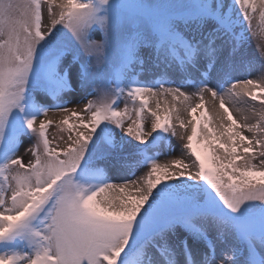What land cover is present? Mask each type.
<instances>
[{
  "label": "snow or ice",
  "instance_id": "snow-or-ice-1",
  "mask_svg": "<svg viewBox=\"0 0 264 264\" xmlns=\"http://www.w3.org/2000/svg\"><path fill=\"white\" fill-rule=\"evenodd\" d=\"M55 8L0 0V264H264V0ZM248 33L259 39L256 79L235 75L254 63ZM208 93L226 124L194 116ZM168 95L192 117L181 149L191 163L174 159L171 170L157 163L176 135L166 104L159 114L156 98ZM53 109L68 125L62 148L41 118ZM175 119L187 127L178 110Z\"/></svg>",
  "mask_w": 264,
  "mask_h": 264
},
{
  "label": "rangeland",
  "instance_id": "rangeland-1",
  "mask_svg": "<svg viewBox=\"0 0 264 264\" xmlns=\"http://www.w3.org/2000/svg\"><path fill=\"white\" fill-rule=\"evenodd\" d=\"M57 3V0H52V5L54 10L58 11V9L55 8V4ZM254 26H256V30L257 32H259L260 30V24H259V19H258V13H257V19L254 20ZM42 27H43V22H42ZM95 38L99 39V34L97 33ZM258 43H259V39L257 36L252 35V33H248V40L247 43L245 45L249 58L254 62L253 66L251 68H240L237 70V72L235 73V75L240 78V79H244V78H252V79H256L259 76V69H260V52L258 49ZM239 75V76H238ZM152 80H156L158 79L157 77H152ZM237 91H240V88L237 89ZM258 93L259 95V90H254ZM74 96H69L67 97L72 103H78L80 102V99L83 96L82 92L79 91H74ZM191 97V95H189ZM89 99H93L92 97H89ZM247 99V98H245ZM205 101V99L203 100V102ZM217 101V105L219 106V99L216 98ZM199 94H197V97L194 99L189 100L188 103H191V105L194 107L196 103H199ZM137 105H139V101L136 102ZM250 103H254L257 107V109H259V101L256 102H252L250 101ZM74 105H70L69 107H73ZM121 108L124 107V104L121 103ZM227 107H229V109L232 111V114L235 118L238 119L239 122H243V116L240 114V112L236 111V107H234L231 103H229L228 105H226ZM153 108V106H152ZM220 108V107H219ZM129 109H132V103L129 102ZM154 109V108H153ZM221 109V108H220ZM168 110L171 111L172 116H173V123L175 125V131H176V135L173 136L171 138V140L169 141L168 145L165 146V148L161 149L160 153L158 154V158H157V163L161 164V165H165L167 164L171 170V161L174 159H182L185 161V163H191V161L187 160V156L190 154L189 150H187L186 148H184V155H181V149L183 148L184 145H186L187 143V135L191 133V125H188L187 122L189 119H191L192 117L188 116V113L186 110L182 109L179 110V108L177 107H173V106H169ZM177 110L180 113V118L184 121L185 125H187V127H181L180 126V121L175 119L176 114H177ZM223 110V109H221ZM198 114L195 115V117L199 118L201 116V114H205L207 117L211 118L213 125L218 127V123H217V118L218 116L215 114L213 115V113L211 112V110L207 107L206 103H204V108L203 109H198ZM55 112V109L49 111L48 113H52ZM60 113V112H59ZM160 115H164V109L161 110L159 112ZM142 118H147L150 115V112H148V110H145L144 113L141 114ZM188 116V117H186ZM223 116V113L220 117ZM64 114L60 113V117H57V119H52L51 117H47L44 119H48L52 121V124L49 126L48 128V138L51 141L50 146L51 147H57V148H62L65 147V141L67 140V135H68V125L63 124L62 120H63ZM133 118L134 117V113H133ZM221 120V119H220ZM74 120H70L69 124L74 123ZM130 122V121H128ZM227 120H223L222 123H227ZM252 122H255L254 120ZM221 124V123H220ZM147 130V129H146ZM243 134L246 136H251V133L247 132L246 130L243 131ZM182 137V139H181ZM25 143H29L30 141H28L27 139H25L24 141ZM170 153V154H168ZM20 154L24 160L25 163L28 162L30 156H31V152H25L23 148L20 149ZM217 155H220L221 157H224L226 154L223 153L222 149L217 148ZM194 159V158H193ZM238 164L241 163L240 161L237 162ZM253 163H256V161H253ZM148 169L145 168L143 169L141 172H136V175H141L144 174ZM108 175L110 177V179H112L114 183H119L121 181H116L120 179V176H118L117 174H115L112 170H109ZM132 178H135V176H133ZM108 195L111 196H116V195H120L119 193H114V192H109Z\"/></svg>",
  "mask_w": 264,
  "mask_h": 264
},
{
  "label": "bare ground",
  "instance_id": "bare-ground-1",
  "mask_svg": "<svg viewBox=\"0 0 264 264\" xmlns=\"http://www.w3.org/2000/svg\"><path fill=\"white\" fill-rule=\"evenodd\" d=\"M238 76H239V75H238ZM157 78H159V77H157ZM165 87H167V85H165ZM182 90L185 91L186 93H188L189 95H191V93L195 91L194 88H192L191 86H188V85H186ZM74 95H75V94H74V92H73V93L71 94V96L75 97ZM156 99L160 100V103H161V110L164 109L165 104L167 105V107H169V106H173V107H177V108H179V110L184 109L183 106H182V104H181V101H183V98H182V97L179 98V99L176 100V101H173V100H172V96H171V95H168V96H166V97H164V98L157 97ZM204 99H205L204 103H206L207 107L211 110V112L213 113V115L215 114V116L217 115V116L220 117V116L222 115V113H223V110H221V109L219 108V106L217 105L216 98H213V97L211 96V94L208 93V94H205V95H204L203 100H204ZM188 102H189V101H188ZM150 104H151V106H153V108L155 109V100L150 99ZM196 114H198V111L194 114V116H195ZM196 116H197V115H196ZM47 117H51L52 119H54V118L57 119V117H60V113H59L57 110H55V112L48 113L46 117H43V116H42L41 118L44 119V118H47ZM186 117H188V116H186ZM216 121H217V123H218V126L220 125V123H222V120H220L219 118H217Z\"/></svg>",
  "mask_w": 264,
  "mask_h": 264
}]
</instances>
